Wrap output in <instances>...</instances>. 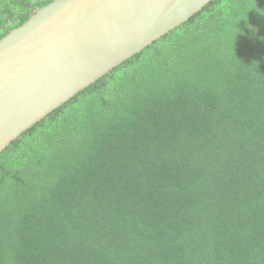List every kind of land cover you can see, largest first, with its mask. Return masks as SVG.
I'll list each match as a JSON object with an SVG mask.
<instances>
[{
  "label": "trees",
  "instance_id": "1",
  "mask_svg": "<svg viewBox=\"0 0 264 264\" xmlns=\"http://www.w3.org/2000/svg\"><path fill=\"white\" fill-rule=\"evenodd\" d=\"M53 0H0V39ZM0 264H264V0H214L0 154Z\"/></svg>",
  "mask_w": 264,
  "mask_h": 264
},
{
  "label": "water",
  "instance_id": "2",
  "mask_svg": "<svg viewBox=\"0 0 264 264\" xmlns=\"http://www.w3.org/2000/svg\"><path fill=\"white\" fill-rule=\"evenodd\" d=\"M214 0H53L0 39V154Z\"/></svg>",
  "mask_w": 264,
  "mask_h": 264
}]
</instances>
